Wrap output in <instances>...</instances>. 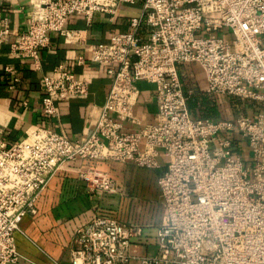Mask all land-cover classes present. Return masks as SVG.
Masks as SVG:
<instances>
[{
  "label": "built area",
  "instance_id": "built-area-1",
  "mask_svg": "<svg viewBox=\"0 0 264 264\" xmlns=\"http://www.w3.org/2000/svg\"><path fill=\"white\" fill-rule=\"evenodd\" d=\"M135 0H33L29 22L9 44V52L40 68L41 50L52 35L66 44L86 41V29L66 22L94 13L110 19ZM146 29V36L141 30ZM9 25L0 11V45ZM106 68L111 84L83 141L37 128L10 144L0 129V264H16L15 233L22 219L36 213L49 181L71 161L86 159L159 168L157 178L165 216L156 228V253L139 264H264V0H144L129 31L88 46L77 66ZM198 66L205 96L218 105L237 100L248 105L236 119L192 117L179 67ZM8 89L19 79L10 67ZM154 88L155 123L127 130L137 83ZM89 83L58 65L42 76L41 115L50 119L61 101L84 99ZM249 106V107H248ZM90 121V120H89ZM244 158V159H243ZM250 163V165L247 164ZM90 192L116 194L106 173H80ZM140 227L95 214L73 233L71 264H129L131 240Z\"/></svg>",
  "mask_w": 264,
  "mask_h": 264
},
{
  "label": "crops",
  "instance_id": "crops-1",
  "mask_svg": "<svg viewBox=\"0 0 264 264\" xmlns=\"http://www.w3.org/2000/svg\"><path fill=\"white\" fill-rule=\"evenodd\" d=\"M32 3L33 0H0V11L7 19L10 33L8 41L0 45V129L10 144L22 140L37 128L65 134L72 141H83L106 100L111 77L104 66L93 63L77 66L76 58L88 46L107 42L111 34L128 32L129 20L139 15L144 0H135L131 6H121L113 19L102 13H94L90 27L83 16L71 17L66 27L86 29V41L66 44L59 36L52 35L50 49H43L39 53V69H35L30 61L9 52L10 42L28 25ZM146 33V29L141 30V36H146ZM58 65H63L87 81L88 93L84 99L59 102L57 114L46 119L41 115L44 95L42 76ZM5 67L12 68L19 79L14 90L7 87L10 76L5 73ZM179 68L188 98L200 96V99L205 96L202 70L195 65H181ZM137 89L133 109L136 123L125 124L129 131L155 123L157 117L153 86L139 82ZM225 107V104L219 105L222 118H227ZM167 162L161 151L159 168L156 170L114 161L77 159L68 162L49 181L36 203V213L24 217L20 222L19 230L15 233L16 248L20 254L16 264H71L70 245L74 231L97 213L140 227V235L131 240L130 246V252L136 258L129 264H139L137 257L154 255L156 228L165 216L157 178L165 171ZM89 169L115 179L118 193L90 192L79 174Z\"/></svg>",
  "mask_w": 264,
  "mask_h": 264
},
{
  "label": "trees",
  "instance_id": "trees-1",
  "mask_svg": "<svg viewBox=\"0 0 264 264\" xmlns=\"http://www.w3.org/2000/svg\"><path fill=\"white\" fill-rule=\"evenodd\" d=\"M200 97V96H199ZM188 98L187 106L192 117L221 119L219 105L207 96ZM230 101V100H229Z\"/></svg>",
  "mask_w": 264,
  "mask_h": 264
},
{
  "label": "rangeland",
  "instance_id": "rangeland-1",
  "mask_svg": "<svg viewBox=\"0 0 264 264\" xmlns=\"http://www.w3.org/2000/svg\"><path fill=\"white\" fill-rule=\"evenodd\" d=\"M248 104L246 102H241L237 100H231L228 101L227 99L225 100V117L229 119H236L241 117L243 114H245V109L247 108ZM249 107V106H248ZM229 114H231L229 116ZM244 159V158H243ZM248 165H250L249 162H247Z\"/></svg>",
  "mask_w": 264,
  "mask_h": 264
}]
</instances>
